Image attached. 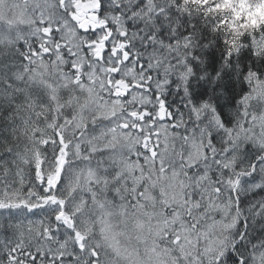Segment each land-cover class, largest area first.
<instances>
[{"label":"snow or ice","instance_id":"snow-or-ice-1","mask_svg":"<svg viewBox=\"0 0 264 264\" xmlns=\"http://www.w3.org/2000/svg\"><path fill=\"white\" fill-rule=\"evenodd\" d=\"M0 264H264V0H0Z\"/></svg>","mask_w":264,"mask_h":264}]
</instances>
